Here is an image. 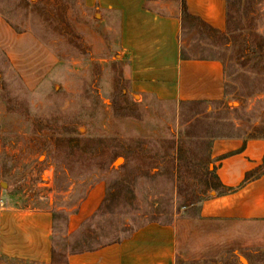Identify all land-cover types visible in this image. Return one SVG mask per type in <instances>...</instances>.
<instances>
[{"label": "rangeland", "instance_id": "obj_1", "mask_svg": "<svg viewBox=\"0 0 264 264\" xmlns=\"http://www.w3.org/2000/svg\"><path fill=\"white\" fill-rule=\"evenodd\" d=\"M230 9L229 37L182 11L183 56L215 58L225 68V98L192 103L135 90L115 59L118 34L103 30L109 51L97 53L80 30L96 28L83 0H0V15L58 58L30 89L0 47V189L14 204L58 211L56 262L152 221L198 217L204 200L224 191L208 179L216 172L213 141L264 135V0H234ZM101 181L100 208L64 236L66 209ZM240 231L242 261L264 264V224L243 223Z\"/></svg>", "mask_w": 264, "mask_h": 264}, {"label": "crops", "instance_id": "obj_2", "mask_svg": "<svg viewBox=\"0 0 264 264\" xmlns=\"http://www.w3.org/2000/svg\"><path fill=\"white\" fill-rule=\"evenodd\" d=\"M182 1L83 0L96 18V28L82 23L80 30L97 53L109 51L103 32L118 34L115 59L127 65L125 74L135 90L177 101L222 100L223 63L182 54ZM185 1L191 14L226 30L227 0ZM0 47L30 89L37 88L58 62L32 31H16L1 15ZM211 157L221 184L232 189L204 200L198 217L149 222L120 241L69 252L64 264H245L240 252L242 224H264V171L245 181L263 164L264 138H216ZM106 193L105 182H97L78 204L66 209L64 236L82 228ZM9 195L0 189V264H61L55 261L58 211L17 205Z\"/></svg>", "mask_w": 264, "mask_h": 264}, {"label": "trees", "instance_id": "obj_3", "mask_svg": "<svg viewBox=\"0 0 264 264\" xmlns=\"http://www.w3.org/2000/svg\"><path fill=\"white\" fill-rule=\"evenodd\" d=\"M233 2H234V0H227V33L216 29L215 27L211 26L207 22L201 20L199 17L191 14L188 10V6H187V3L185 0L182 1V11L186 17H194V18H197L198 20H200L211 31L216 32V33H220L223 36L229 37L232 34V30L234 29V27H232L233 26L232 25V14L230 13L231 12L230 7H231ZM249 48H250V46H249ZM263 51L264 50H262V52ZM192 103H199V102L198 101H192ZM251 138H264V135L262 133H258L256 135L251 136ZM262 171H264V160H263V164L257 169V172L255 171V172H252L251 174L247 175V178L245 181L254 180V179L258 178ZM207 174H209V176H211V177H208V179H212V178L217 179L218 186L213 185L215 190L218 189L219 187H223V185L221 184L216 172L214 173V171L213 172L208 171ZM207 184L209 186V185H211V182H208ZM223 188H224V191H227V192L231 191V189H232V188H226V187H223Z\"/></svg>", "mask_w": 264, "mask_h": 264}]
</instances>
